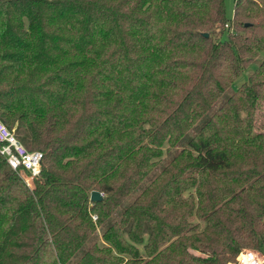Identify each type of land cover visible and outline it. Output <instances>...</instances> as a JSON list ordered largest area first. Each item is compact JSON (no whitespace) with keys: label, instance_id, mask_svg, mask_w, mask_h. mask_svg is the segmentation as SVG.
Wrapping results in <instances>:
<instances>
[{"label":"trees","instance_id":"1","mask_svg":"<svg viewBox=\"0 0 264 264\" xmlns=\"http://www.w3.org/2000/svg\"><path fill=\"white\" fill-rule=\"evenodd\" d=\"M261 53L264 0H0V122L45 159L29 189L0 156V264L261 251L264 60L180 148Z\"/></svg>","mask_w":264,"mask_h":264},{"label":"built area","instance_id":"2","mask_svg":"<svg viewBox=\"0 0 264 264\" xmlns=\"http://www.w3.org/2000/svg\"><path fill=\"white\" fill-rule=\"evenodd\" d=\"M0 156L4 158L11 170L19 172L29 189H32L33 180L42 181L44 179L42 173L44 155L39 151L26 150L1 122ZM227 264H264V260L253 251L242 250L237 254L233 262Z\"/></svg>","mask_w":264,"mask_h":264},{"label":"rangeland","instance_id":"3","mask_svg":"<svg viewBox=\"0 0 264 264\" xmlns=\"http://www.w3.org/2000/svg\"><path fill=\"white\" fill-rule=\"evenodd\" d=\"M236 0H225V16L226 19L231 20L233 17V9H234V3ZM227 34L224 33L222 36V40L226 39ZM264 60V53H261L258 55V57L251 63L249 64V66L240 74V76L235 80V82L227 89V91L217 100V102L213 105V107L201 118V120H199L194 126L193 128H191V130L187 133V135L182 139L181 143H180V148H182L183 146H185L186 141L192 137L195 132L208 120V118L215 113L218 108L243 84L245 83L249 76L259 67V65L262 63V61ZM263 110H264V103L262 104ZM256 115H258L257 120L258 121H264V111L261 112H257ZM42 153V152H41ZM43 154V153H42ZM168 158L164 156L163 158H161L160 163H159V167L157 170H159L160 168H162L163 166H165V164L168 162ZM150 180V177L143 183L146 184L148 181ZM139 190H137L135 193H133L130 197H128L123 204L116 209V211L114 212V214L111 216V218L109 219V221L114 220L115 218H118L119 214L122 212V210L124 208H126L136 197L137 193ZM93 242V239H89L81 248L80 250H78V252L75 254L74 259L83 251L85 250L91 243ZM244 250V249H243ZM245 250H249V251H253L256 254L259 255V257L264 260V245L261 249V251H256V250H252V249H245ZM193 254L198 255V256H204L200 253L197 252H193Z\"/></svg>","mask_w":264,"mask_h":264},{"label":"water","instance_id":"4","mask_svg":"<svg viewBox=\"0 0 264 264\" xmlns=\"http://www.w3.org/2000/svg\"><path fill=\"white\" fill-rule=\"evenodd\" d=\"M205 36L207 37L208 34H205ZM89 200L91 202H95V201H99L100 200V195L99 193L95 192V191H92L89 195Z\"/></svg>","mask_w":264,"mask_h":264}]
</instances>
